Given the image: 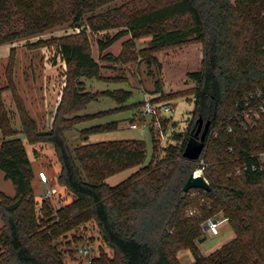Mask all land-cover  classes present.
<instances>
[{"label": "trees", "instance_id": "1", "mask_svg": "<svg viewBox=\"0 0 264 264\" xmlns=\"http://www.w3.org/2000/svg\"><path fill=\"white\" fill-rule=\"evenodd\" d=\"M114 1L0 0V45L69 21L86 23L93 31L118 29L98 39L100 58L107 60H120V56L104 51L126 35L130 38L125 45L130 48H135V39L152 36L151 46L141 49L148 63L158 60L151 51L199 41L203 45L201 66L188 72L194 86L169 93L173 97L194 96L188 125L175 132L163 147L165 155L157 159L156 126L149 125L154 152L148 164L147 143L142 139L85 142L72 147L67 131L102 114H81L80 110L100 96L119 104L107 113L128 108L125 104L133 91L86 89L85 78H105L85 30L40 41L56 45L67 63L68 79L51 127L40 128L24 109L21 133L29 144L54 145L62 165L57 183L73 192L75 199L55 209L45 197L38 208L27 143L15 135L0 88V169L16 189L14 196L0 192L4 222L0 227V264H67L58 240L89 221L97 225L102 241L113 251L111 259L98 254L91 264H178L176 254L182 248L192 249L194 264H264V167L237 171L245 164H260L258 153L264 151V111L252 124L242 125L243 109L264 105V0H130L98 11ZM259 89L263 96L252 97ZM199 118L204 124L197 134ZM170 119L163 117L165 129ZM208 122L200 157L188 158L185 151L190 140H201ZM119 125L113 121L91 126L82 131V137L88 140L91 133ZM201 158L207 162L206 176L212 188L185 192L184 185ZM136 166L139 168L123 182L110 185L106 181ZM193 209L196 212L190 214ZM220 215L228 219L237 236L203 256L196 239L206 232L203 224Z\"/></svg>", "mask_w": 264, "mask_h": 264}, {"label": "rangeland", "instance_id": "2", "mask_svg": "<svg viewBox=\"0 0 264 264\" xmlns=\"http://www.w3.org/2000/svg\"><path fill=\"white\" fill-rule=\"evenodd\" d=\"M128 1L130 0H115L98 11L119 6ZM84 30L89 36L94 56L102 64L101 71L105 78L103 80L85 78L86 89L93 91L126 88L132 90L133 95L125 104L128 108L116 112H106L119 105L108 96H100L98 100L92 101L80 110L81 114H102L78 123L67 131L66 134L72 147L85 142L142 139L147 143L145 164H148L153 157L154 140L153 131L149 126L152 123V117L143 112L145 100H150L158 106L169 104L173 108V111L168 113L171 119L167 123V129H165V124H162L164 135L160 133L158 127L155 129L158 139L157 152L160 153L156 159L165 155L163 147L172 141L175 132L185 130L194 108L193 95L173 97L169 93H181L194 86V82L188 78V72L198 70L203 57V45L196 40L169 46L159 51H151L158 60L148 63V58L144 56L141 49L151 46L152 36L144 35L135 39V48H130L129 44L125 45V41L130 38V35H126L104 51V53L110 52L116 57L120 56V60H107L100 58L98 39L106 34H113L118 29L93 31L86 23L77 25L69 21L42 33L0 45V88L11 126L16 132L15 135H20L27 143L35 171L33 186L38 208H40L48 190H53L47 200L55 209L72 202L75 199V194L57 183V176L62 165L54 145L51 142L34 144L27 142L25 135L21 133V114L25 109L36 119L40 128L51 127L67 83L68 66L55 44H40V41L76 35ZM133 55L138 56L133 59L135 57ZM113 121H119L120 125L117 129L94 132L89 135L88 140L83 139L82 131L84 129ZM135 122L139 125L138 127L131 126ZM146 123L147 125H145ZM2 138L3 133L0 130V142ZM138 168L136 166L124 169L111 175L106 181L110 185H117L129 178ZM41 171L47 174V182L42 180ZM1 191L11 196L16 194L12 180L6 177L5 171L2 169H0ZM220 217L224 219V222L220 225L219 234L206 231L204 235L196 239L199 252L203 256L212 254L237 236L233 226L228 223V219L223 215ZM3 225L4 222L0 217V227ZM58 242L67 264H90L88 256L80 253L79 250L80 247L86 245L91 246L94 256L100 254L106 259L113 257V251L102 241L97 225L93 221L65 232ZM176 257L178 264H194L196 261L190 248L178 250Z\"/></svg>", "mask_w": 264, "mask_h": 264}, {"label": "built area", "instance_id": "3", "mask_svg": "<svg viewBox=\"0 0 264 264\" xmlns=\"http://www.w3.org/2000/svg\"><path fill=\"white\" fill-rule=\"evenodd\" d=\"M252 97H262L263 96V90L259 89L258 91H256L255 93L251 94ZM173 108L171 105L169 104H165V105H156L154 103H152L150 100H145L144 105H143V112L146 115H149L150 117H152V123L153 125H155L156 127H158V129L160 130V133H162L164 135V129H163V117L168 116V113L172 112ZM264 111V105L261 103L260 105L256 106H249V108H245L243 109V115L245 117V120L242 121V125L244 127H247L249 124H252L255 120L259 119L261 112ZM150 124V125H151ZM147 125V123L145 124ZM144 125V126H145ZM132 127H138L139 125L135 122L131 124ZM258 156L260 158L261 163H252L251 166L250 165H246L244 167L239 166L237 168V170L239 172H241L243 169L245 168H249L251 167L252 169L256 170V169H263L264 167V151L263 152H259ZM206 168H207V162L204 160V158H201L198 162V166L196 167V169L192 172L194 176H204L205 179L209 182V179L206 176ZM41 174V178L44 182L48 181V176L44 171L40 172ZM193 189V188H192ZM200 190H204L202 188H198ZM53 193V190H48L45 193V196H51ZM202 194H200L201 196ZM196 212V210H191L190 214H194ZM224 222V219L221 218L220 216L217 217H213L208 219L204 224L203 227L206 231L211 232L212 234H219L220 233V225ZM80 253L85 254L88 256V262L91 264L92 263V259L94 257V255L92 254V249L90 245H86L83 247H80Z\"/></svg>", "mask_w": 264, "mask_h": 264}, {"label": "water", "instance_id": "4", "mask_svg": "<svg viewBox=\"0 0 264 264\" xmlns=\"http://www.w3.org/2000/svg\"><path fill=\"white\" fill-rule=\"evenodd\" d=\"M199 127H198V131L197 134H199L201 132V129L203 127L204 124V120L203 118H199ZM209 123L208 122L205 126V129L202 133L201 136V140L198 139H192L190 140L187 149L185 151V155L190 158V159H198L201 155V152L205 146V138L206 135L209 131ZM192 188H202V189H206V190H211V185L210 183L205 179L204 176H194L193 173L188 177L185 185H184V191L187 192Z\"/></svg>", "mask_w": 264, "mask_h": 264}]
</instances>
